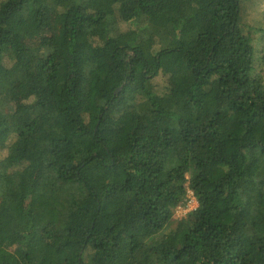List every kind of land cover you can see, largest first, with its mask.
<instances>
[{"label": "trees", "instance_id": "obj_1", "mask_svg": "<svg viewBox=\"0 0 264 264\" xmlns=\"http://www.w3.org/2000/svg\"><path fill=\"white\" fill-rule=\"evenodd\" d=\"M245 20L239 0H0V264H264Z\"/></svg>", "mask_w": 264, "mask_h": 264}, {"label": "rangeland", "instance_id": "obj_2", "mask_svg": "<svg viewBox=\"0 0 264 264\" xmlns=\"http://www.w3.org/2000/svg\"><path fill=\"white\" fill-rule=\"evenodd\" d=\"M240 4V17L242 19V15L245 16V21L249 23L250 28L261 29L263 31L262 37L264 38V0H239ZM245 6H247L246 9ZM55 20V15H49L47 17V26L41 30H38L35 35L26 39V43L28 45L34 46L36 45L40 38L45 35H49L53 33V23ZM122 29H126V25L121 26ZM255 58V56H254ZM257 56H256V63H258ZM87 107V105L85 104ZM187 213V212H186ZM185 212L175 211L174 218H178L184 216Z\"/></svg>", "mask_w": 264, "mask_h": 264}, {"label": "built area", "instance_id": "obj_3", "mask_svg": "<svg viewBox=\"0 0 264 264\" xmlns=\"http://www.w3.org/2000/svg\"><path fill=\"white\" fill-rule=\"evenodd\" d=\"M186 197H187V199H186L184 205L176 207V211L183 210L186 213L189 210L194 209L197 206L196 200L193 197L192 192L190 190H187Z\"/></svg>", "mask_w": 264, "mask_h": 264}]
</instances>
